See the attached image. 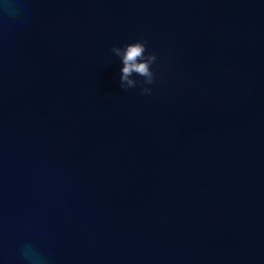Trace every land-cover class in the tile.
<instances>
[{
    "label": "water",
    "instance_id": "95a60500",
    "mask_svg": "<svg viewBox=\"0 0 264 264\" xmlns=\"http://www.w3.org/2000/svg\"><path fill=\"white\" fill-rule=\"evenodd\" d=\"M147 41L151 94L111 52ZM264 264V0H0V264Z\"/></svg>",
    "mask_w": 264,
    "mask_h": 264
},
{
    "label": "clouds",
    "instance_id": "9594fccd",
    "mask_svg": "<svg viewBox=\"0 0 264 264\" xmlns=\"http://www.w3.org/2000/svg\"><path fill=\"white\" fill-rule=\"evenodd\" d=\"M111 52L119 57L122 62L120 74V86L125 91L135 88L138 82L131 79L133 73L143 77L141 93L151 94L152 89L148 87L155 82V73L152 65L157 61L154 53L148 52L147 41H136L125 45L124 47L113 46ZM22 256L28 264H41L42 256L32 247L27 246L22 250Z\"/></svg>",
    "mask_w": 264,
    "mask_h": 264
}]
</instances>
